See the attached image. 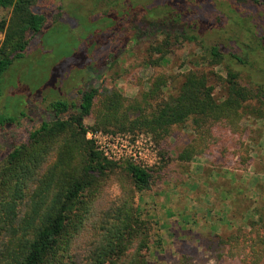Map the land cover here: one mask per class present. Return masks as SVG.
Wrapping results in <instances>:
<instances>
[{
	"label": "trees",
	"instance_id": "obj_1",
	"mask_svg": "<svg viewBox=\"0 0 264 264\" xmlns=\"http://www.w3.org/2000/svg\"><path fill=\"white\" fill-rule=\"evenodd\" d=\"M40 1L0 0V9L12 11L10 19L0 20V103L6 74L39 38L43 44L48 34L62 35L50 44L53 54L70 49L78 40L76 34L71 35L69 19L79 33H85L78 22L81 19L74 17L75 4L65 7L63 1L51 12L39 10ZM97 1L78 4L84 20L102 11L101 20L94 22L104 31L96 39L89 35L80 40L84 51L90 47L84 61L92 77L78 89L77 98L51 102L43 113L47 118L39 127L26 130L25 141H15L16 129L23 120L27 124L32 120L23 111L14 115L0 112V139L15 141L0 156V264H150L153 224L140 215L135 196L152 188V171L134 162L108 160L87 134L99 130L145 132L161 145L174 127L192 120L198 136L179 156L190 161L198 155H214L226 134L241 136L240 123L247 111L263 114L262 108H252L248 102L257 99L264 105V83L249 77L243 83L242 74L245 67L259 62L258 52L264 53V23L253 25L256 46L254 42L238 43V47L233 45L239 50L236 53L219 44L206 45L201 39L204 26L223 22L225 13H217L212 0ZM227 1L247 13L238 23L241 29L245 28L242 20L255 22L264 15V0ZM158 36L171 45L172 39L198 43L201 67L224 66L227 77L218 79L225 97L217 99L209 75L195 69L183 76L179 93L168 99L164 89L169 80L162 75L133 100L102 85L100 76L121 56L142 49ZM151 52L161 54L151 61L158 66L166 54L161 45L151 47ZM65 63H74L73 58ZM88 119L93 124L87 125ZM118 171L127 178L130 190L104 203V189ZM257 229L264 230V224ZM254 235L236 229L227 237H218L216 246L241 264H263L264 231H254ZM258 243L263 244L253 247ZM183 263L191 264V260Z\"/></svg>",
	"mask_w": 264,
	"mask_h": 264
},
{
	"label": "rangeland",
	"instance_id": "obj_2",
	"mask_svg": "<svg viewBox=\"0 0 264 264\" xmlns=\"http://www.w3.org/2000/svg\"><path fill=\"white\" fill-rule=\"evenodd\" d=\"M63 1L65 7L75 4L72 6L76 13L74 17L81 19L78 22L85 33H79L75 22L69 19L67 24L72 28L71 35L76 34L78 38L70 49L51 54L50 44L53 45L62 35L48 34L43 44L39 38L25 58L15 63L5 76V95L0 103V112L14 115L23 111L32 120L30 124L23 120L22 126L15 128L17 142L25 141L28 136L26 130L39 127L41 120L47 118L43 113L51 102L75 100L78 89L92 77L89 64L84 61L90 47L84 51L80 40L89 35L96 39L102 34L103 27L94 22L101 20L102 11L89 14V21L81 18L80 9V5L87 0H41L38 7L39 10L52 12ZM212 1L217 13L221 11L225 14L222 23L213 22L200 30L205 44H219L228 51H232L233 45L238 47V43L254 42L256 46L257 35L253 33L257 30L253 25L264 23V15L261 14L255 22H251V18L247 22L242 20L245 28L241 29L238 24L240 19L248 16L244 8L227 0ZM11 17V10L0 9V20ZM164 40V37L158 36L142 49L121 56L115 66L100 76L102 85L118 90L133 100L149 90L152 79L162 75L169 80L168 88L164 89V97L168 99L179 93L183 76L195 69L209 75L217 99L225 97L226 90L218 79L219 76L227 77L224 66L201 67L202 48L198 43L172 39L171 45L163 43ZM89 43L91 46V41ZM156 45H161L166 54L158 66L151 62L161 58V54L151 52V47ZM232 52L239 53V50L234 47ZM71 57L74 63H65ZM257 57L260 59L258 63L245 67L247 71L242 74L243 83L248 81V77L264 83V53L258 52ZM80 72L83 73L80 75ZM248 105L262 108L263 114L247 111L240 123L241 136L226 134L220 148H215L214 155H198L190 161L180 160L179 156L198 136L192 120L174 127L161 145L145 132L90 131L128 137L137 150L135 153L141 151L143 154V159H138L139 164L152 171V188L135 196L140 215L153 224L148 253L150 264H184L187 259L191 260V264H241L238 259L225 256L226 252L216 246L217 238L227 237L236 229L244 233L252 232V237L255 236L254 231H264L255 230L264 224V105L257 99L250 100ZM86 124H93V119L86 120ZM15 141L0 139V156L10 150ZM129 161L112 162L121 164ZM114 176L104 189V203H111L130 190L121 171Z\"/></svg>",
	"mask_w": 264,
	"mask_h": 264
},
{
	"label": "built area",
	"instance_id": "obj_3",
	"mask_svg": "<svg viewBox=\"0 0 264 264\" xmlns=\"http://www.w3.org/2000/svg\"><path fill=\"white\" fill-rule=\"evenodd\" d=\"M87 138L110 161L118 162L129 159L131 160L130 162L139 164L138 159H143L141 151L138 154L135 153L137 150L134 145H131L128 137H123L120 134L108 135L100 132H89Z\"/></svg>",
	"mask_w": 264,
	"mask_h": 264
}]
</instances>
